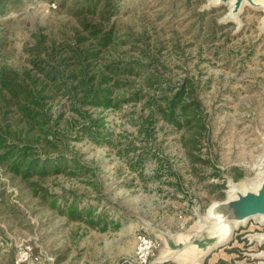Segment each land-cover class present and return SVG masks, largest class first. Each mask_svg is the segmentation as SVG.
<instances>
[{
	"label": "rangeland",
	"instance_id": "rangeland-1",
	"mask_svg": "<svg viewBox=\"0 0 264 264\" xmlns=\"http://www.w3.org/2000/svg\"><path fill=\"white\" fill-rule=\"evenodd\" d=\"M125 1L130 12L118 20L150 43L149 51L162 61L158 70L175 83L185 76L198 79L210 134L204 151L212 153L217 171L202 165L195 171L181 132L168 123L159 120L150 125L149 134L141 131L140 116L148 113L144 102L95 111L94 116H104L113 132L111 142L72 138L64 146L53 138L58 146L48 148L51 154L64 153L79 160L88 173L73 175L67 169L40 182L55 193L73 190L85 195L98 205V211L112 210L113 218L123 215L122 227L102 231L68 220L34 196L20 178L0 168V264H15L17 249L24 244H31L41 259L29 264H136V234L141 230L158 243L149 264L164 256L176 260L167 264H177L188 260L200 214L205 217L214 200L227 197L229 182L242 187L255 182L256 173L242 165L264 154V7L245 5L239 25L225 20L227 5L210 7V0ZM53 3L57 2L34 0L7 16L15 17V22L6 30L10 50L1 56L0 68H21L27 63L26 48L37 36L59 35L75 24ZM213 20L226 24L214 40L207 37ZM54 111L64 112V120L77 117L66 99L55 101ZM11 115L5 113L7 123ZM63 121L57 127H64ZM145 153L144 161L138 163ZM236 167L244 170L239 179L234 177ZM262 233L264 224L251 220L217 251L233 252L229 264H264V244L254 239Z\"/></svg>",
	"mask_w": 264,
	"mask_h": 264
},
{
	"label": "trees",
	"instance_id": "trees-1",
	"mask_svg": "<svg viewBox=\"0 0 264 264\" xmlns=\"http://www.w3.org/2000/svg\"><path fill=\"white\" fill-rule=\"evenodd\" d=\"M31 1L0 0V58L10 50L6 30L15 22V17L7 16ZM42 1L57 2V8L75 24L59 35L37 36L36 42L26 48L27 63L21 68H0V168L20 178L34 196L68 220L102 231L117 230L123 225V215L113 218L112 210L98 211V205L85 195L73 190L55 193L40 180L67 169L73 175L88 173L74 157L51 154L48 148L58 146L53 138L64 146L72 138L87 137L96 144L111 142L113 132L107 128L104 116L95 117L94 112L144 102L148 113L140 116L141 131L149 134L150 125L159 120L168 123L181 132L195 171L199 165L217 171L212 153L204 151L210 134L198 79L185 76L175 83L169 74L158 70L162 61L149 51L150 43L118 20L122 13L130 12L125 0ZM211 24L207 37L214 40L218 29L226 24L215 20ZM128 45L127 50L122 49ZM60 99L69 101L77 117L64 120V112L54 111V102ZM8 112L12 113L10 123L4 117ZM61 121L64 127L59 128ZM146 155L141 154L137 162H143ZM235 169L234 177L239 179L244 170Z\"/></svg>",
	"mask_w": 264,
	"mask_h": 264
},
{
	"label": "water",
	"instance_id": "water-1",
	"mask_svg": "<svg viewBox=\"0 0 264 264\" xmlns=\"http://www.w3.org/2000/svg\"><path fill=\"white\" fill-rule=\"evenodd\" d=\"M222 5L229 7L225 20L235 21L239 25H241L239 15L245 5L258 9L264 7V3L258 0H210L209 3L210 7ZM242 166L256 173L255 182L242 187L231 180L228 184L227 197L224 200H214L207 208L205 217L200 214V225L197 233L192 236L194 238L186 256L188 260L182 259L181 264H193L196 260L201 264L202 260H206L213 252L229 244L236 229L247 225L251 220L256 219L264 224V154L254 163ZM232 186L234 189L231 190ZM254 239H258L260 245L264 244L263 233L256 235ZM198 240L202 242V246ZM262 253L264 257V251ZM160 259L162 260L158 257L154 261L155 264L176 261L169 256Z\"/></svg>",
	"mask_w": 264,
	"mask_h": 264
},
{
	"label": "built area",
	"instance_id": "built-area-1",
	"mask_svg": "<svg viewBox=\"0 0 264 264\" xmlns=\"http://www.w3.org/2000/svg\"><path fill=\"white\" fill-rule=\"evenodd\" d=\"M56 6L54 3L52 4ZM157 240L148 232L141 230L136 234V250L134 260L136 264H149L151 258L155 253L157 247ZM40 256L35 255L33 246L31 244H24L19 246L14 257L15 264H29L40 262Z\"/></svg>",
	"mask_w": 264,
	"mask_h": 264
},
{
	"label": "crops",
	"instance_id": "crops-1",
	"mask_svg": "<svg viewBox=\"0 0 264 264\" xmlns=\"http://www.w3.org/2000/svg\"><path fill=\"white\" fill-rule=\"evenodd\" d=\"M233 252H228L226 250H219L213 252L207 260H205V264H229L231 259L233 258ZM190 262V261H189ZM172 264V263H171ZM177 264H181L177 262Z\"/></svg>",
	"mask_w": 264,
	"mask_h": 264
},
{
	"label": "bare ground",
	"instance_id": "bare-ground-1",
	"mask_svg": "<svg viewBox=\"0 0 264 264\" xmlns=\"http://www.w3.org/2000/svg\"><path fill=\"white\" fill-rule=\"evenodd\" d=\"M232 189H234V188H232ZM232 189H231V190H232ZM263 220H264V219H263Z\"/></svg>",
	"mask_w": 264,
	"mask_h": 264
}]
</instances>
